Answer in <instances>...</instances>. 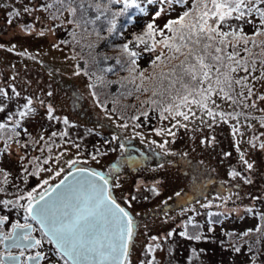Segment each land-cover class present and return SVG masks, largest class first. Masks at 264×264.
Returning a JSON list of instances; mask_svg holds the SVG:
<instances>
[{"label": "snow or ice", "instance_id": "1", "mask_svg": "<svg viewBox=\"0 0 264 264\" xmlns=\"http://www.w3.org/2000/svg\"><path fill=\"white\" fill-rule=\"evenodd\" d=\"M130 9L150 19L129 37L122 28L139 22V16ZM37 10L46 13L52 23L47 31L54 33L60 28L67 32L69 39L60 40L52 47L60 49L61 45H72V55L66 59L84 62L83 67L79 62L74 65L73 75L88 77L87 86L94 102L109 118L119 113L117 120L125 121L118 123L119 128L127 129L130 121L134 135L143 139L144 134L135 129L154 118L159 126L150 131L158 136H170L174 142L180 129L197 131L230 124L232 134L239 137L235 141L237 149L243 138L241 129L247 127L253 130L248 140L250 146L264 150V131L256 127L258 124L264 128V0H43L37 8L24 6L23 14ZM13 14L19 17L20 9L14 8L9 16ZM125 17L122 22L121 18ZM162 17L167 19L161 26L157 20ZM7 22L11 24L13 20ZM33 27L21 25L22 30L29 33ZM38 34L43 36L45 32ZM117 37L123 42L114 44ZM109 47L115 49V56L97 51ZM145 59L146 66H142L141 61ZM120 72L125 75L121 76ZM108 74L117 78L108 79ZM113 85L115 91L111 90ZM12 94L20 96L14 85ZM47 96L52 97L53 93L48 91ZM0 97L11 100L4 88H0ZM129 99L133 102L123 103ZM38 102L45 109L47 120L62 122L63 130H54L47 137L41 134L37 139L22 127L21 121L37 114L31 97L22 110L7 114L0 122V141L5 142L6 150L11 151L12 143L24 149L31 143L41 154L20 156L22 171L26 174L24 181L29 176L48 174L28 191L13 185L17 189L14 198L0 199V205L16 209L20 217L10 222V230H5L10 218L0 215V264H129L135 221L130 211L113 197L112 189L120 186L115 182L118 177L112 175L118 165L107 172L79 166L81 144L72 140L68 131L74 125L67 116L55 115L56 109L51 103L43 99ZM129 109L133 110L131 116L126 115ZM5 112L6 105L0 100V113ZM21 131L29 138L24 143L18 139ZM122 139L113 135L105 143ZM214 141L215 137H205L201 143ZM168 143L165 139L158 144L163 150L161 154L168 152ZM151 144L156 145L157 141L152 140ZM73 148L77 150L75 157L64 159ZM119 148L124 150L125 143L120 142ZM110 150L116 151L115 148ZM89 155L98 163L97 158L107 152L96 149ZM229 155L231 153H225ZM240 161L247 169L253 168L243 151ZM10 175L0 167V185H8ZM229 175L236 178L241 173L233 169ZM56 178L59 179L52 183ZM151 190L156 191V188ZM5 192V187L0 186V193ZM220 199L226 204L231 195ZM210 205L211 202L202 207ZM246 213L258 217L255 227L225 235L229 238L238 235L241 240L256 235L259 245L264 239V211L247 207ZM215 215L227 217L231 213ZM218 222L212 221L213 224ZM192 223V218L184 221L179 235L199 241L202 236L198 231L191 234L188 231ZM199 227L193 225L194 229ZM174 231L164 239L170 238ZM209 231L214 228L209 227ZM159 239L150 237L151 241ZM47 246L52 247L46 251ZM241 247L238 241L233 250L240 252ZM159 248L161 244L149 243L146 250L152 253ZM249 251H253L251 244ZM53 255L57 257L55 261ZM154 261L152 257L148 264ZM251 264H256L255 259Z\"/></svg>", "mask_w": 264, "mask_h": 264}, {"label": "rangeland", "instance_id": "2", "mask_svg": "<svg viewBox=\"0 0 264 264\" xmlns=\"http://www.w3.org/2000/svg\"><path fill=\"white\" fill-rule=\"evenodd\" d=\"M42 2L43 0H0V45H2L0 47V88H4L11 96V100L0 97L6 105V112L0 113V122L6 119L7 114L17 112L18 109L22 110L23 104L31 97L33 106L37 108V114L21 121L22 127L27 128L31 136L37 139L41 134L47 137L54 130H63L65 126L62 122L47 120L45 109L40 107L38 102L43 99L45 103L53 105L56 109L55 115L67 116L70 124L74 125L69 127L68 131L70 138L81 144L79 166L107 172L115 163L120 162L119 169H114L112 173L113 176L118 177L115 182L120 186L113 188L112 193H115L118 202L128 206L133 215L135 231L132 247L138 250L140 256L137 254L138 259L149 261L155 257L154 264H251V261L255 259L256 264H264V239L257 245L256 235L244 237L243 240L236 236V240L247 241V243H243L240 252H235L233 246L226 244V235L222 230L229 228L228 232L242 233L247 228L255 227L258 219L246 213V208L253 207L257 211H264V150L258 147L252 148L248 143L253 130L247 127L241 129L243 138L237 149L235 141L239 137L232 134L230 124L222 123L212 129L204 127L197 131L180 129L177 131L174 142L170 136H158L150 131L152 127L159 126L154 118H150V122L142 128L135 129L136 132L144 134L143 139L134 135L130 121H128L127 129L119 128L118 123L125 121L117 120L118 113H114L112 118H109L105 111L94 102L87 86L88 77L73 75L74 65L79 62L83 67L84 62L66 59L72 55V45H61L60 49L52 47L60 40L69 39L67 32L60 28H57L54 33L47 31L49 27H52V23L46 18L47 14L39 10L23 14L24 6L37 8ZM14 8L20 9L19 17L14 14L9 16ZM179 10L178 7L176 11ZM129 11L139 16L138 23L128 24L122 28L125 36L130 37L131 33L139 32L150 17L142 16L132 9ZM175 14V12L172 13L173 16ZM8 19H12L13 22L9 24ZM125 19L126 17L121 18V21ZM166 19L167 17H162L157 20V23L162 26ZM24 24L34 25L30 33L22 30L21 25ZM250 30L246 29V31ZM40 31H44L45 35L40 36L38 34ZM114 42L119 44L123 41L122 38L117 37ZM100 50L109 56L117 54L114 48L97 49V51ZM21 53L31 55H21ZM33 56L35 59H32ZM145 61L146 59L141 63L142 66H146ZM109 75L108 79L117 78L115 75ZM120 75L123 76V72H120ZM13 85L20 93L19 97L12 94ZM115 89L116 86L113 85L111 90L115 91ZM48 91L53 93L52 97L47 96ZM132 102L131 99L123 101V103ZM108 108H112L110 102ZM132 114L131 109L126 113L127 116ZM256 127L259 131H264V128H260L258 124ZM113 135H119L123 138L122 141L105 143L106 140H111ZM205 137H215V141L211 144H202L201 140ZM18 139L24 143L29 138L21 131ZM165 139L169 140L166 145L168 152L161 154L163 150L158 147V144ZM152 140H156L157 144H151ZM120 142L125 143L124 150L119 148ZM4 144V141H0V167L11 173L10 183L2 185L7 188L6 193L17 192L13 185L28 191L42 178H46L48 174L41 173L39 177L29 176L27 181H24L26 174L22 171L20 156L25 153L29 157L41 155L33 149L31 143L27 149L12 143L10 152L5 149ZM137 144L138 146L146 144L145 147L156 155L146 165L141 166L139 163L140 168L129 165L130 170L127 172L125 168H122L125 155L133 148L138 151ZM112 148L116 151H111ZM96 149L107 152V155L97 158L98 163L91 160L89 155ZM76 151L74 148L71 149L64 159L75 157ZM241 151L245 153V159L253 164L251 170L240 161ZM225 153H231V155L225 156ZM157 154L163 155L159 161ZM23 163L26 164L27 161ZM233 169L240 172L241 176L231 177L229 172ZM245 178L250 179L252 183H247ZM193 179L204 183L206 199L199 203H191L193 207L187 210L182 209V204L173 205V202L179 200L183 205L187 202L182 194L177 196L176 193H179V190L187 184L191 185ZM153 187L156 191L151 190ZM228 195H231V200L223 204L220 197ZM252 197L261 199L254 200ZM165 202L172 208H165ZM209 202H211L209 207H202ZM212 205L214 209L223 213L230 212L231 215L219 220ZM210 211L213 214L210 218L220 221L213 224L214 227L209 225V220L198 216L201 215L200 213ZM189 218H192L193 223L189 224L188 231L190 234L194 230L198 231L202 236L199 241L189 240L179 235V232L183 230V222ZM194 224L200 227L194 229ZM207 227L214 228V231L207 230ZM173 230H175L174 234L164 239ZM152 236L160 239L151 241ZM149 243L153 245L159 243L161 248L149 253L146 250ZM250 244L253 247L251 252Z\"/></svg>", "mask_w": 264, "mask_h": 264}, {"label": "flooded vegetation", "instance_id": "3", "mask_svg": "<svg viewBox=\"0 0 264 264\" xmlns=\"http://www.w3.org/2000/svg\"><path fill=\"white\" fill-rule=\"evenodd\" d=\"M144 161H145V159L142 158V157H137L136 155H131L130 157L125 158V160L123 161V168H125V170H126L127 168H129V165H135V168H140V165H138V164L139 163L140 164H143ZM132 162H135V164H131ZM58 179H56V180H58ZM56 180L53 181L52 183H55ZM191 181L193 183L191 185L187 184L184 187V189H183L184 191L182 193V195L185 197L184 199L185 200L187 199V202H185L184 205H183L182 201H180V200L173 202V205L175 203L180 204V205L182 204V209L184 208L183 210L191 209L193 207L188 202L194 201V202L199 203V202H201V201H203V200L206 199V195H205L206 190L205 189H201L200 184L196 183V180L195 179H193ZM0 186H2V185H0ZM5 189L7 191V188H5ZM5 193H0V199H11V198H14V194H16L14 192H12V193L8 192L6 194ZM113 197L116 200H118L115 197V193H113ZM175 198H177V196H175ZM118 203H120V202H118ZM187 203H188V205L186 206ZM120 205L122 207H125L126 210L129 211L128 206H125L122 203H120ZM169 205L170 204L166 205L165 208H167V209L172 208ZM161 211H163V210H161ZM200 214L201 215H198L200 218L205 219V220H208V216H209V213L208 212H204V213H200ZM0 215H7L10 218L9 222H6L5 223V230H10V222H14L16 219L20 218L17 215L16 209H13V208H10V207H4L3 205H0ZM21 222L23 223V220L22 219H21ZM208 229H209V227H207V230ZM134 231H135V226H134ZM133 241H134V239H133ZM132 244L130 245V249H129V264H141L142 261L144 262V264L148 263V261L141 260V259H138L137 258L138 250L134 249L132 247ZM51 247L52 246H47V248L45 250L47 251V249L48 248H51ZM0 250H2V246H0ZM138 256H139V254H138ZM52 259L55 261L57 259V257L55 255H53L52 256Z\"/></svg>", "mask_w": 264, "mask_h": 264}, {"label": "trees", "instance_id": "4", "mask_svg": "<svg viewBox=\"0 0 264 264\" xmlns=\"http://www.w3.org/2000/svg\"><path fill=\"white\" fill-rule=\"evenodd\" d=\"M113 43H114V44H117L116 42H113ZM109 48H112V47H109ZM145 62H146V61H145ZM141 63H143V61H141ZM123 75H124V73H123ZM109 76H110V75L108 74L107 78H108ZM126 101H127V100H125V102H126ZM118 114H119V113H118ZM216 214H217V213H216ZM210 216L212 217V215H209V216H208V220H209V221H214L215 219L210 218ZM221 218H222V216H221V217L218 216V219H219V220H220ZM222 230H223L224 233L228 232V229H222ZM237 237H238V235H237ZM226 238H229V237L226 236ZM229 239H230L232 242H234L235 244L238 242V240H236L235 237H234V238H229ZM253 239H254V238H253ZM239 242H240L242 245H243V243H244V242H242V241H239ZM258 254L261 255L260 253H258Z\"/></svg>", "mask_w": 264, "mask_h": 264}]
</instances>
